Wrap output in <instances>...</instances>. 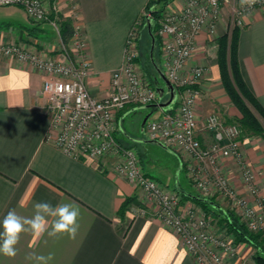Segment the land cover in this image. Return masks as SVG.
<instances>
[{
    "label": "crops",
    "instance_id": "crops-1",
    "mask_svg": "<svg viewBox=\"0 0 264 264\" xmlns=\"http://www.w3.org/2000/svg\"><path fill=\"white\" fill-rule=\"evenodd\" d=\"M42 1L46 7L58 3V21L69 20L78 27L91 66L88 91L97 99L108 96L111 76L124 62L128 31L144 13L149 0ZM184 3L185 0H171L168 6L176 12ZM228 11L224 8L212 37L206 32L197 36L196 53L186 64V69L195 65L206 69L200 82L203 97L195 109L201 122L213 113L214 105L231 116L225 121H235L237 116L221 86L214 48L215 41L228 31ZM242 22L236 45L237 65L244 84L264 110V6L244 15ZM72 43L69 40L68 45ZM9 44H17L30 54L66 62L60 39L48 23H33L27 17H0V45ZM208 51L215 54L207 55ZM47 78L27 63L0 57V219L10 209L30 217L36 202L47 201L54 206L74 202L81 209L79 231L75 239H52L46 235L36 239L22 234L17 255H0V264H31L26 259L28 255L48 253L54 256L51 264H197L174 231L154 215V204L142 201V191L112 170L114 158L76 160L53 145L54 133L44 114L45 97L41 93ZM168 98L164 91L156 104L127 105L116 115L118 128L114 138L122 147L131 148L134 144L142 148L146 176L173 185L182 197L197 196L185 190L191 185L179 155L144 137L140 129L147 116L149 122L161 115L166 108L159 105ZM198 138L201 144L206 139L208 144L212 141L204 130L199 131ZM251 142H243L240 147L257 174L255 185L264 202V148ZM215 170L223 173L235 191L244 193L233 160L206 162V175L212 176ZM131 197L140 206L126 208L119 216L121 204ZM141 206L144 214L137 210Z\"/></svg>",
    "mask_w": 264,
    "mask_h": 264
},
{
    "label": "built area",
    "instance_id": "built-area-1",
    "mask_svg": "<svg viewBox=\"0 0 264 264\" xmlns=\"http://www.w3.org/2000/svg\"><path fill=\"white\" fill-rule=\"evenodd\" d=\"M57 5L53 3L46 7L42 0H0V7H18L33 23L50 24L60 39L61 52L66 59L64 63L30 54L17 44L0 45V57L17 59L48 76L42 83L41 93L45 97L44 114L54 133L53 145L76 160L121 159L118 164L112 165V170L146 195L148 201L154 204V215L174 231L194 261L197 264H221L220 259L206 247L211 237L193 232L190 217L178 212L174 206L176 201L166 189L146 176L135 151L122 147L114 138L116 115L127 105L147 106L159 100L154 86L144 79L137 67L134 45L129 40L126 42L124 62L111 76V93L101 99L95 98L87 88L91 66L86 42L80 36L78 27L71 23L73 36L70 40L73 43L71 46L63 44L58 28ZM262 6L264 0H258L250 8L242 7L240 0H186L179 11L165 16L167 18L158 24L156 34L161 40L164 55L162 74L174 86L176 101L157 119L144 125L148 139L160 142L168 149L179 147L188 152L192 166L187 175L197 193L206 196L215 186L220 194L230 199L252 230L257 229L259 221L248 201L231 189L220 170H215L212 176L205 173L206 162L214 164L217 156L231 159L240 166L242 181L250 194L256 193L251 168L243 162L240 154L242 129L236 121H225L215 113L199 121L195 106L205 69L194 67L183 77L180 72L195 51L197 36L202 32L214 35L224 8L229 9L227 30L231 31L242 27L244 15ZM201 130L211 136L212 141L207 147H202L199 141ZM200 227L203 228V222ZM219 245L225 252L233 253V248L226 243Z\"/></svg>",
    "mask_w": 264,
    "mask_h": 264
},
{
    "label": "rangeland",
    "instance_id": "rangeland-1",
    "mask_svg": "<svg viewBox=\"0 0 264 264\" xmlns=\"http://www.w3.org/2000/svg\"><path fill=\"white\" fill-rule=\"evenodd\" d=\"M154 1H157V3H158V6L156 7L155 11H160L159 17H155L153 14H150L146 10H144V13L136 19V21L133 23L132 27L128 31V34H127L125 42H124V51H123V57H124L125 56V49H126V42L128 40L131 41L132 44L134 45V49H135L136 54H137V59H136L137 60L136 61L137 67L139 68L140 73L142 74L144 79L148 80L149 82H150V80L146 77V75L144 74L143 68H142L143 67L142 64H143L144 59L143 60L141 59V54H140V50H139L141 33H144V30H146V28H147L145 18L148 16L151 22H153V20H155L156 24H157V28H158V26H159L158 24L163 22L164 19L167 18V17H165L166 15L173 14V12H175L174 10L169 8V6H168V4L170 3L171 0H154ZM185 3H186V0H185ZM228 13H229V11H228ZM0 17H26V15L24 14V12L20 8L14 7V6H8V7H0ZM206 34L208 37L213 36V35H209L208 33H206ZM150 41H151V39H150ZM158 41H160V48H159L158 54H157L156 59H155L156 60L155 66L161 71V73H163V62H164L163 56L164 55L162 52L161 40L159 39ZM154 42H155V40H154ZM215 44L216 45L214 48H215L216 54L212 51L211 52L208 51L207 55L208 54L211 55V53H214L216 55V64L218 66L219 75H220V69H219V65H218V61H217V53H218L217 40L215 41ZM150 50H151V45H150ZM195 53H196V51H194L192 53L191 57ZM191 57H190V59H191ZM188 61H187V63H188ZM186 64L183 67L182 71L180 72V76H182V77L184 75H186L187 73H189V71L194 67H202L205 69V67L202 65H195L189 69H186ZM205 74H206V69H205L204 75ZM156 83H157L156 85L159 88H162V89L164 88L163 82L158 77H157ZM220 83H221L222 88L224 89L223 83L221 80V75H220ZM224 91L226 93L225 89H224ZM226 95L229 99V102H230L229 104L231 105L232 109H234L236 111L235 113L237 116L235 117V119H238L240 121L242 119V113L240 112L238 107L234 104V102H232L231 98L228 96L227 93H226ZM202 97H203V93H202L201 88H200V93H199V96H198V99L196 102L195 109L197 108V105L199 104V101L202 99ZM211 110L213 113L217 114L223 120H227L231 117V116H229L227 111L220 110V108L216 105H214L213 109H211ZM258 119L261 123L262 128L264 129V122L261 120V118L258 117ZM115 127L117 130V128H118V120L117 119L115 120ZM140 129L143 133V136L145 137L146 136L145 126H141ZM243 142H246V143L251 142V144L256 145V147L264 148V140H263L262 136H259V135H254V134L253 135H246V134H244L243 137L241 138V143L243 144ZM210 143L208 144V141L206 139V140L202 141L201 146L207 147L210 145ZM242 144H241V146H242ZM130 149H133L135 151L136 155L139 158L140 165H141L142 169H145L146 158H144V156H143L142 148L133 144ZM170 150L175 152L181 158L182 163H183V167H184L183 169L185 171L186 178H187L188 177L187 174L189 173V168L192 166L191 156L188 154V152L184 151L183 149H181L179 147H170ZM240 154H241V158H242L243 162L248 164V161L246 160V158L244 157V155L241 151V147H240ZM216 158L219 160L224 159L221 156H217ZM217 159H216V161H217ZM120 161H121V159L114 158V160L111 162L112 163L111 165L114 166L115 164H118ZM249 167L251 168L252 174L254 176V185H255V180H256L257 174H256L255 170L250 165H249ZM236 168L238 169V171L240 172V175H241L240 166L238 164H236ZM143 172L145 173L144 170H143ZM222 175H223V173H222ZM149 178L155 180L158 184H160L163 188L166 189L169 196H171L173 198V200L176 201L174 206L178 212H180L182 215H184L188 218L190 217L189 219H190V222L192 223L191 228H192L194 233H204V234L208 235L209 237H211V239L206 243V247L208 248V250L213 255H216V257H218L220 259L221 264H256L254 261L256 249L247 243L237 241L234 234L228 230L227 225L225 224L224 221H222V218L218 214H215L216 212L212 208H210V210H205L204 208L200 207L199 205L192 202L191 200L183 198L182 195L173 187V185H166L163 182L159 181L158 179L153 178L152 176ZM240 179L242 180L241 176H240ZM183 182H186V181L185 180L182 181V185H183ZM242 183H243V181H242ZM190 185H191V183H190ZM243 187H244V193L243 194L235 191L232 186H231V189H233L239 197L246 199L248 201V204L251 207V209L254 210V213L256 214L257 220L259 221V225H258L256 230L250 229L245 224V221L242 220V218H241L239 210L236 207L232 206L230 199H228L227 197H224V195L220 194L215 186L212 187V189L210 190V193H207L206 196H203V195L197 193L192 185L189 188H187V189L184 188V189L187 192L195 193V194L199 195L200 197L207 199L208 201L214 202L215 204L220 206V208L223 210L231 212L233 214V216L238 219L239 223L242 224L250 234L259 235V237L261 239H264V202H263V198H262L261 194L259 193V189L256 185H255L256 193L252 194V195L250 194L248 188L244 185V183H243ZM140 197H141L142 201H144L145 203L148 202V199L146 198V195L143 192H141ZM132 206L133 207L134 206H140L139 203L137 202L136 198L131 199L130 202L127 204L126 208H129ZM138 208H142V209H137V210H139V212L141 210H145V209H143L144 208L143 206L138 207ZM201 222H203V228L200 227ZM219 243H226L227 245L232 247L233 253L225 252L220 247ZM243 245H245V246H243ZM244 248H246L247 250L246 249L244 250ZM248 249L250 251H248Z\"/></svg>",
    "mask_w": 264,
    "mask_h": 264
},
{
    "label": "trees",
    "instance_id": "trees-1",
    "mask_svg": "<svg viewBox=\"0 0 264 264\" xmlns=\"http://www.w3.org/2000/svg\"><path fill=\"white\" fill-rule=\"evenodd\" d=\"M157 6V1L149 0L145 7V10L148 13L153 14L155 17H159L160 11H155ZM58 28L60 38L63 44L66 45L73 36L71 22L69 20L61 21L58 23ZM156 33V21H150V31L148 32L146 28V30H144V33H141V39L139 43L141 59H144L142 68L144 74L150 80V83L153 86L154 84H157L155 59L160 48V41H158L159 37ZM238 33L239 29L234 28L231 31H227L226 34L217 39V61L220 69L221 80L226 93L242 113V119L240 121L238 119L235 120L239 123L242 129V134L259 135L262 136L264 140V129L262 128L261 123L258 119L259 117L264 122V110L247 89L241 78L237 65L236 45ZM150 35L153 36L155 40L152 56H150ZM183 198L188 199V197ZM131 199L134 198H127L121 204L118 210L119 216H121L126 210L127 204ZM188 200H191L205 210H210V208H212L216 212L215 214H218L222 218V221L225 222L228 230L234 234L237 241L247 243L256 249V254L254 256L255 263L264 264V239H261L259 235L250 234L245 229V227L239 223L238 219L234 217L231 212H228L221 208H215L207 201L204 202L198 198H189Z\"/></svg>",
    "mask_w": 264,
    "mask_h": 264
},
{
    "label": "clouds",
    "instance_id": "clouds-1",
    "mask_svg": "<svg viewBox=\"0 0 264 264\" xmlns=\"http://www.w3.org/2000/svg\"><path fill=\"white\" fill-rule=\"evenodd\" d=\"M258 0H240L242 7H252ZM33 215L24 217L18 215L15 209H10L0 219V255L13 258L17 255V244L22 234H30L39 239L45 235L52 239L67 237L75 239L79 231L81 209L74 202L58 203L55 206L47 201L36 202L33 205ZM31 264H51L52 253L47 255L31 254L26 257Z\"/></svg>",
    "mask_w": 264,
    "mask_h": 264
},
{
    "label": "water",
    "instance_id": "water-1",
    "mask_svg": "<svg viewBox=\"0 0 264 264\" xmlns=\"http://www.w3.org/2000/svg\"><path fill=\"white\" fill-rule=\"evenodd\" d=\"M145 21H146V25H147V30L149 32L150 31V20H149L148 16L145 18ZM150 39H151L150 56H152V51H153V48H154V38H153V36L150 35ZM155 70H156V74H157L158 78L164 84V88L163 89L159 88L156 84H154V88H155V91L157 92L158 98L162 99L164 91H167L168 96H169L168 100L165 103H161L159 105V107L163 108V109H165V108L168 109L174 103V101L176 99V90H175L174 86L164 77V75L161 73V71L157 67L155 68ZM147 118H148V116L144 119V121L142 123V126L145 125ZM154 142L158 143L160 146H162L163 148H165V149L170 151V149L164 147L160 142H157V141H154ZM188 197H190V198H198V199H201L204 202L207 201L213 207L220 209V207L215 205L213 202H210V201L206 200L205 198L200 197L199 195H197V196H188Z\"/></svg>",
    "mask_w": 264,
    "mask_h": 264
}]
</instances>
